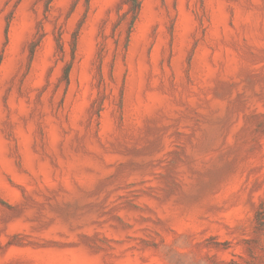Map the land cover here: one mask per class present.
Masks as SVG:
<instances>
[{
    "label": "rangeland",
    "instance_id": "rangeland-1",
    "mask_svg": "<svg viewBox=\"0 0 264 264\" xmlns=\"http://www.w3.org/2000/svg\"><path fill=\"white\" fill-rule=\"evenodd\" d=\"M128 9L0 0V264H264V0Z\"/></svg>",
    "mask_w": 264,
    "mask_h": 264
},
{
    "label": "trees",
    "instance_id": "trees-1",
    "mask_svg": "<svg viewBox=\"0 0 264 264\" xmlns=\"http://www.w3.org/2000/svg\"><path fill=\"white\" fill-rule=\"evenodd\" d=\"M83 1H85V3L88 5L91 0H83ZM128 4H129L128 11L126 13L120 15V17H119V19L115 25V27H118L121 24H123V22L128 21L127 36H126V42L124 45L125 48L128 46L134 24L139 17L140 10H141V0H128ZM57 44H58L60 51L64 52L62 38L60 36L57 37ZM37 45H38V42L34 41L32 43V47L30 50L31 54H33L35 52ZM75 54H76V37L74 38L73 43H72V47H71V60L66 61L65 68H64L63 78H64L67 85L69 84L70 72L72 69Z\"/></svg>",
    "mask_w": 264,
    "mask_h": 264
}]
</instances>
